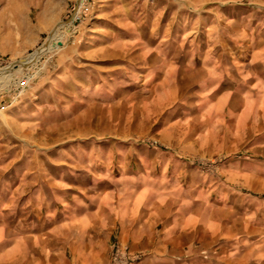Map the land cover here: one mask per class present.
Returning <instances> with one entry per match:
<instances>
[{
	"label": "rangeland",
	"instance_id": "obj_1",
	"mask_svg": "<svg viewBox=\"0 0 264 264\" xmlns=\"http://www.w3.org/2000/svg\"><path fill=\"white\" fill-rule=\"evenodd\" d=\"M82 1L90 11L83 14L80 21H74L76 26L80 24L79 31L75 33L61 23L64 27L58 30V36L52 34L49 40L53 47L27 67L31 70L26 76L40 79L46 73L49 78L42 80L44 85L53 84L54 79L56 83L57 79H68L73 84L72 77L63 75V65L56 67L61 64L59 60L73 50L78 67L92 78L91 89H96V93L79 95L72 89L59 88L57 94L51 92L48 96L51 108L43 110L34 105L25 108V103L31 104L30 94L20 95L15 100L10 94L21 77V66L11 65L4 76L0 73V219L6 229L0 237V264H114L115 259L126 255L132 263L139 260L143 251L133 252L129 244L114 238L106 249L96 253L86 250L83 241L71 240L66 233L57 238V234L50 232L27 234L23 229L17 232L15 219H47L49 207L63 201L64 197H73L75 188L66 187L67 183L80 186L81 199L92 202L95 199L89 198L90 194L97 187L104 190L101 185L106 184H111L108 188L112 184L116 187V197L123 191L117 190L127 187L129 202L137 199L145 188L149 191L145 202L154 193L164 201L170 191L181 188L169 172L164 178H158L160 170L169 169V156L189 158V163L193 162L200 172L217 178V159H198L208 153V146L186 141L193 127L185 123L172 124L189 120L176 92L194 87L198 82V79L183 78L185 75L180 72L184 53L188 50L192 53L190 47L186 49L183 45H190L191 40L195 45L202 40L205 43L207 31L218 39L225 24L226 29L228 25L234 26L236 38L226 41L223 55L240 54L246 58L264 48V0H145L147 9L157 12L159 24L161 21L167 27V39L170 34L175 39L173 44L168 42L157 49L132 48L135 41L129 42V48L106 49V41L101 38L107 33L105 25L119 27V24L116 23V7L113 6V12L106 11L105 7L116 1ZM74 16L72 13L70 20L62 22L71 23ZM96 17L98 21L94 22ZM93 23L96 24L91 29ZM97 25L103 28L98 29ZM218 45L221 50V44ZM214 51L217 53V47ZM30 55L28 59H32ZM0 56L15 60L9 55ZM171 89H174L173 94ZM180 138L185 140L180 141ZM191 146L197 153L195 158L191 155ZM17 152L23 153L21 157L28 153L29 160L37 165L30 170L34 172L33 180L29 177L30 181L24 182L29 184H21L25 171L16 167L17 163H22ZM123 167L126 174L120 177ZM147 172L149 176L144 175ZM115 246L119 247L117 253ZM161 247L158 250L168 253L181 251V247L172 250L176 246L167 242Z\"/></svg>",
	"mask_w": 264,
	"mask_h": 264
},
{
	"label": "crops",
	"instance_id": "obj_2",
	"mask_svg": "<svg viewBox=\"0 0 264 264\" xmlns=\"http://www.w3.org/2000/svg\"><path fill=\"white\" fill-rule=\"evenodd\" d=\"M76 1L0 0V54L17 60L30 55L53 27L71 19ZM115 1L105 7L112 12L113 6L116 7L119 24V27L105 25L107 33L101 38L106 41V49L129 48L130 41H135L132 48L141 49L174 43V35L167 39V27L161 21L159 24L157 12L147 9L145 0ZM95 24H91V29ZM65 25L75 33L79 31L80 24L76 26L74 21ZM234 31L233 25L226 29L223 24L218 39L207 31L206 42L201 41L206 45L204 48L193 40L190 45L184 43L183 47H190L192 53L190 50L184 53L180 72L185 75L183 78L198 82L182 90L177 87L179 102L189 120L172 123L193 127L186 141L208 146V153L198 159H217V178L200 172L193 162L189 163V158L169 156L170 167L160 170L158 178L169 172L181 188L170 191L164 201L154 193L145 202L149 193L145 188L137 199L129 202L127 187L117 190L123 191L116 197V187L112 184L108 188L111 184H106L101 185L105 187L102 191L94 187L89 197L95 199L92 202L81 199L80 186L67 183L66 187L75 188L73 197L58 201L62 207L58 204L49 207L47 219H15L16 231L50 232L57 234V238L66 233L71 240L83 241L86 250L96 253L106 249L114 238L129 244L133 252L143 251L142 257L132 264H264V48L246 58L240 54L223 55L226 41L236 38ZM72 53L65 54L56 67L63 65V75L72 77L74 83L68 79H57L56 83L54 79L53 84L44 85L42 80L49 75L45 73L40 79L35 76L21 94L32 97L31 104L25 103V108L32 105L43 110L51 108L48 96L51 92L57 94L59 88L72 89L79 95L96 93V89H91L92 78L78 67ZM193 150L194 147L191 155L195 158L197 153ZM22 154L17 152L16 156ZM25 154L20 159L22 163L16 165L19 171H25L21 178L24 185L29 184L24 183L30 181L29 177L33 180L32 171L37 166ZM120 171L123 177L126 169ZM147 173L144 175L149 176L150 172ZM5 230L0 219V237ZM164 242L175 245L171 248L174 251L181 247V251L158 250ZM179 256L184 260L179 261Z\"/></svg>",
	"mask_w": 264,
	"mask_h": 264
},
{
	"label": "built area",
	"instance_id": "obj_3",
	"mask_svg": "<svg viewBox=\"0 0 264 264\" xmlns=\"http://www.w3.org/2000/svg\"><path fill=\"white\" fill-rule=\"evenodd\" d=\"M90 11V8L88 7V5H84L79 12L74 16V20L73 21H80L83 14H86ZM12 60H6L3 57L0 56V73L4 72L6 70H8L9 68H12L13 66H11L12 64ZM35 78V76L31 77V78H26L24 75H21L20 78H18L17 81V85H16V89L11 88V95H13L14 100L20 96L30 85L31 81ZM116 249V253L119 252V247L115 246ZM117 254H115L116 256ZM114 256V257H115ZM116 258V257H115ZM133 260H130L129 256H125L123 259H115L114 260V264H131Z\"/></svg>",
	"mask_w": 264,
	"mask_h": 264
},
{
	"label": "bare ground",
	"instance_id": "obj_4",
	"mask_svg": "<svg viewBox=\"0 0 264 264\" xmlns=\"http://www.w3.org/2000/svg\"><path fill=\"white\" fill-rule=\"evenodd\" d=\"M81 2H82V0H77V2H76V6H75V8H74V11H73V15L75 14H77V12L79 11V7H80V4H81ZM84 5L83 4H81V8L83 7ZM80 8V9H81ZM67 22V21H66ZM66 22H62V23H64V24H66ZM61 24V23H60ZM57 25L51 32H50V34H49V36H48V39L45 41V43H43L35 52H33L31 55H30V58L32 57V59H28L27 57H21L20 59H24V61L23 62H19V59L18 60H12V64L11 65H15V64H19L20 66H21V68H22V72H21V75H24L25 77H27L26 76V74L27 73H29L30 72V68H27V67H31L32 65H33V62H35L36 60H38V56H40L41 54H43L45 51H47L48 49H51L52 47H53V45H52V43H50L51 41H49L50 40V38H51V36H52V34L53 35H57L58 36V30L59 29H61V28H63L64 27V25L62 24V25ZM54 32V33H53ZM29 60H31V61H29ZM7 71V70H6ZM6 71H4V72H1V74L3 73V75L6 73ZM29 77V76H28ZM27 77V78H28Z\"/></svg>",
	"mask_w": 264,
	"mask_h": 264
},
{
	"label": "water",
	"instance_id": "obj_5",
	"mask_svg": "<svg viewBox=\"0 0 264 264\" xmlns=\"http://www.w3.org/2000/svg\"><path fill=\"white\" fill-rule=\"evenodd\" d=\"M24 61V59L22 58V59H19V62H23Z\"/></svg>",
	"mask_w": 264,
	"mask_h": 264
}]
</instances>
